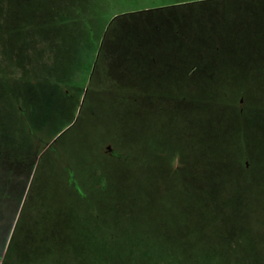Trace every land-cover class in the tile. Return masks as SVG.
Returning <instances> with one entry per match:
<instances>
[{
	"label": "rangeland",
	"instance_id": "obj_1",
	"mask_svg": "<svg viewBox=\"0 0 264 264\" xmlns=\"http://www.w3.org/2000/svg\"><path fill=\"white\" fill-rule=\"evenodd\" d=\"M188 26L208 39L183 42ZM215 45L225 60L188 62ZM100 48V100L49 150L13 236L19 202L0 206V264H264V0H0V198Z\"/></svg>",
	"mask_w": 264,
	"mask_h": 264
},
{
	"label": "flooded vegetation",
	"instance_id": "obj_2",
	"mask_svg": "<svg viewBox=\"0 0 264 264\" xmlns=\"http://www.w3.org/2000/svg\"><path fill=\"white\" fill-rule=\"evenodd\" d=\"M188 44H191V42H188ZM200 47V46H199ZM222 47V46H221ZM221 47L218 45L214 46V51H206L200 55H195L194 57H190V55L187 54V59L188 62H219L221 60H225L227 57V54H224L221 52ZM223 49V48H222ZM102 49H98V51L95 54L94 61L92 63L91 69H90V74H89V80L87 82V85L83 87L81 94L76 97V99L73 102V113L70 115V119L68 121H65L64 124L58 128L51 136H49L46 139L41 138L39 134H33L32 137H28L27 146L29 147V153L22 157L23 161L18 162L15 166L13 167H3L4 171H7V174L12 175V178H10V187L7 189L6 192V198L2 199L0 198V206L4 208H8L10 205V200L15 201L17 200L19 204L17 205V212L15 211V208L12 211V216L15 218L12 219V224L11 228L9 231V235L13 236L14 234V229L15 227L21 223V220L24 217V214L26 210L24 209L26 207L27 201L29 198L32 196V190L37 184V174L40 173V171L44 170L42 167L43 161H47V155L53 144L62 136H65L73 127L76 126L78 119L80 118L81 114L84 113L85 115V110L89 111L90 106H92L95 102H98L100 100V97L98 96V93L101 92L100 90L103 89L101 86H96L94 84V79L95 76L98 78H105L107 76V73H111V70H106V65L107 63L103 61V58L106 59L105 57V52H104V57L102 56ZM214 52V53H213ZM94 80V81H93ZM62 95L68 100L70 96V91L68 88L64 89V92H62ZM64 102V101H63ZM63 102L61 103V108L56 112L53 113L52 118L58 119L59 117L64 115V110L65 107L63 105ZM66 103V102H65ZM131 104V103H130ZM241 104V103H240ZM5 110L6 106H3ZM253 109V108H252ZM11 111V110H9ZM8 114V111L5 113ZM13 117L16 114V111L12 112ZM251 117V114L249 115ZM9 115V119L7 120V123H12L13 117ZM5 120V119H4ZM14 121V119H13ZM5 122V121H4ZM3 122V124H4ZM3 129H6L5 126L3 125ZM8 131L5 130L4 133H0L1 137L4 140H8L9 137V130L10 126L7 127ZM12 131H15V129H11ZM3 150H0V153ZM104 153H116L110 145H107L106 148L103 149ZM250 169V168H249ZM1 171V168H0ZM79 184L77 182L72 183V188L73 190H79ZM39 193L37 192L36 195ZM16 202V201H15ZM14 202V203H15ZM2 203V204H1ZM15 205V204H14ZM1 208V207H0ZM22 208L24 209V214L22 217ZM2 209H0V219L3 217L1 213ZM16 212V213H15ZM16 214V216H15ZM10 236V237H11ZM5 258L1 260V264L4 263Z\"/></svg>",
	"mask_w": 264,
	"mask_h": 264
},
{
	"label": "trees",
	"instance_id": "obj_3",
	"mask_svg": "<svg viewBox=\"0 0 264 264\" xmlns=\"http://www.w3.org/2000/svg\"><path fill=\"white\" fill-rule=\"evenodd\" d=\"M173 7H176V6L174 5ZM186 28H182V30H184L185 32H183L181 36L177 33L179 35L180 39H183V42L184 41L185 42H200V41H203L205 39H208L207 36H205V38L201 37V35H200L201 33L196 34L195 28L193 26H191V27L188 26V29H186ZM191 29L194 33L190 31ZM186 31L189 33H187ZM215 31L216 30H214V32H212V33H215ZM206 35L209 36L208 33H206Z\"/></svg>",
	"mask_w": 264,
	"mask_h": 264
}]
</instances>
